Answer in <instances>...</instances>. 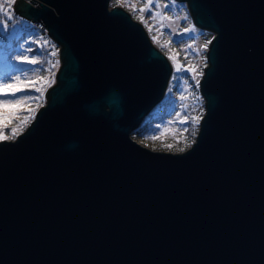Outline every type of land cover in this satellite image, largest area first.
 <instances>
[{
    "label": "water",
    "instance_id": "1",
    "mask_svg": "<svg viewBox=\"0 0 264 264\" xmlns=\"http://www.w3.org/2000/svg\"><path fill=\"white\" fill-rule=\"evenodd\" d=\"M213 32L185 151L132 136L173 64L111 0H16L60 45L35 119L0 141V264H264V0H178Z\"/></svg>",
    "mask_w": 264,
    "mask_h": 264
},
{
    "label": "trees",
    "instance_id": "2",
    "mask_svg": "<svg viewBox=\"0 0 264 264\" xmlns=\"http://www.w3.org/2000/svg\"><path fill=\"white\" fill-rule=\"evenodd\" d=\"M181 3L183 6L188 8L186 2H181ZM110 4L111 6H116V0H111ZM121 6H123L128 11H130L133 16L137 13V12H133L131 7L132 5L129 4L128 2H124ZM2 23H3V15L0 14V25H2ZM8 24H9V28L6 38H5V32L2 30V28H0V51L6 53L8 56L7 58L8 64L5 65L3 63H0V77H5L6 75L10 74L11 72H14L15 70H19V71L24 70V68H26L28 65L11 64L10 57H14V55L19 53L20 51H27L28 48H32L33 51L28 53L30 54V56H33L35 57V59H37V61L39 62V67H42L43 69L51 68V72H48L47 74L49 76L54 74V79L49 81L50 86L53 85L56 82V73L58 71L60 61L58 59L56 60L55 57L51 55V53L49 52V43L47 44L44 43L45 41L48 42V37L46 32L43 31L42 29H39L32 22L22 19L18 14H15L14 18L8 21ZM15 31L17 33L13 34V32ZM36 41H38L39 43H36ZM52 65H55V67H52ZM174 72L175 70H173V74ZM173 74L170 78L169 85L164 98L151 109V111L145 116L142 123L132 131V136L137 140H139L140 142L147 145H151L157 149L179 151L180 148H185V149L189 148L186 147L187 143H191V145L193 144L192 141L196 140V136L198 134L200 127V122H199L198 128L196 129V135L192 136L191 125L180 124V120L183 119L184 116H188L189 118H191L193 116L202 117L204 115L203 113L204 110L197 111L196 109V105L199 101L198 99L201 98L203 95L201 94L200 87L193 88V93H192V89H190V91H188L187 89L184 90V88H182L181 86V79L178 78L177 80L176 79L174 80ZM36 86L37 87L41 86L40 82H36ZM50 86L48 85L43 86L44 89L46 90H44L43 98L40 101V104H42V106L47 101L46 91ZM21 88H22V92L15 93L16 97H20L21 95H26L32 98L39 95L38 93L35 92L32 86H26V87L22 86ZM169 90H171L170 96H169ZM181 94L187 97L183 101H181L180 99ZM194 97H198V99H194ZM8 98H11V94H9ZM181 105H184V107H182ZM186 105H188L187 109H185ZM28 107L35 108L36 103L33 102ZM41 107H39V109ZM203 108H205V106H203ZM180 109L185 110L183 117L181 118L176 116V113H178L177 111H179ZM26 114L27 113L21 111L19 118L13 121L14 126L17 127L18 131L20 129V120L23 119V116ZM169 121H174V123L169 124L168 123ZM12 124H10L9 128L6 129L5 131L6 135L10 137L9 139L17 137V136L13 137L10 132V128L14 127ZM185 127L189 128L188 133L183 132V129ZM145 128H147V130L143 131ZM156 128H159L160 131H153V129ZM165 128H169L171 129V131L165 132L164 131ZM140 131H143L142 135L140 134ZM153 136H156L157 138L152 139L151 137ZM167 145H173V147L168 148L166 147Z\"/></svg>",
    "mask_w": 264,
    "mask_h": 264
},
{
    "label": "rangeland",
    "instance_id": "3",
    "mask_svg": "<svg viewBox=\"0 0 264 264\" xmlns=\"http://www.w3.org/2000/svg\"><path fill=\"white\" fill-rule=\"evenodd\" d=\"M124 2H128L131 5H135V7L139 9V8L144 7L148 3V0H124ZM157 2L160 4L161 10L164 15L173 17L172 21H167V20L164 21V23L166 25H170V27H165L163 30V34H161L158 28H154L153 31L150 33L148 31V28L143 23L144 26L146 27L151 39L153 36L158 37V42H154L153 39L152 41L156 46H159L168 57H169V53L171 54L179 53L178 62L180 65L184 67L197 66V71L202 72V75H198L196 77V79L199 80V87H200V80L208 64L207 52H208L210 44H208V47L206 49L203 48V45L206 44L209 40L212 41V38L214 35L213 32L198 27L192 19L189 8L183 6L180 1L175 0V6H171V0H157ZM165 3H168L169 7L165 8L164 7ZM152 11H156V8L154 5L152 8ZM185 14H187L188 19L187 20L180 19V17H183ZM140 15L144 16V20H146L149 25L153 24V20L151 19L150 12H145V13L137 12L134 15V18L140 21L139 19ZM159 23H160L159 17H157L156 24L158 25ZM189 26H194L195 31L184 32L183 29ZM14 33H17V32L15 31L13 32V34ZM170 40L171 42L169 43ZM161 45H165V47H161ZM189 45H191L190 49H188ZM185 49H188L189 52H195L196 54L189 55L188 59L186 60L185 59ZM17 55H28L30 58L35 59V57L30 56V54L27 51H20L14 56H17ZM7 58H8L7 54L0 51V63H3L5 65L8 64ZM171 62L173 64L172 60ZM11 64H24L28 66L24 68V70H20V71L15 70L14 72H11L5 77H0V85L18 84L20 85V87L22 86L26 87V86H31V82H41L42 79H47L50 77L47 74L48 71L36 70L37 65H32L27 62L15 60V59H11ZM39 68L43 69L42 67H39ZM59 68H60V65H59ZM173 70H175L174 64H173ZM193 75L194 74L191 72L187 74L181 72L177 75V79L178 78L181 79L182 88H184V90L187 89L188 91L192 89V93H193V88H197L195 86V80L191 78ZM189 85H191V87H189ZM198 100L199 101L196 105L197 111L204 110L203 113H205V108H203V106H205V101H204L203 96L199 98ZM28 106L29 105H26L25 107H28ZM187 107L188 105L185 106V109H187ZM177 112L180 113V116H177V113H176V116L181 118L183 117L185 110L180 109ZM12 125L14 126V123ZM5 135H6V132H5ZM148 146L156 150H164V149H157L151 145H148Z\"/></svg>",
    "mask_w": 264,
    "mask_h": 264
},
{
    "label": "snow or ice",
    "instance_id": "4",
    "mask_svg": "<svg viewBox=\"0 0 264 264\" xmlns=\"http://www.w3.org/2000/svg\"><path fill=\"white\" fill-rule=\"evenodd\" d=\"M15 3V0H7V2H0V14L3 15V23L0 25V28L5 32V38L7 36L9 24L8 21L14 18L15 12L14 9L12 8V4ZM124 3V0H116V6H121ZM153 5L156 8V11H152ZM171 6H175V0H171ZM132 10L133 12H139V13H145V12H150L151 14V19L153 20V24L149 25L146 20H144V16L140 15L139 19L142 23L145 24V26L148 28V31L151 33L154 28H158V30L163 34V30L165 27H170V25H166L164 23L165 20L167 21H172L173 17L172 16H166L163 14L161 10L160 4L157 2V0H148V3L142 7L137 9L135 5H132ZM165 8L169 7L168 3H165L164 5ZM159 17L160 23L157 25L156 24V19ZM180 19H188L187 14H185L183 17H180ZM15 27V26H13ZM184 32H191L195 31L194 26H189L187 28L183 29ZM154 42H158V37L153 36L152 37ZM171 40L169 41V43ZM36 43H39L36 41ZM45 44L48 42L45 41ZM211 43V40H209L206 44L203 45V48L206 49L208 47V44ZM19 46V45H17ZM161 47H165V45H161ZM191 48V45L188 46V49ZM188 49H185V59L187 60L189 55H194L196 54L195 52H189ZM32 48H28L27 52H32ZM198 51V50H197ZM51 55L55 56L56 52L53 51ZM178 56L179 53L176 54H171L169 53V59L173 61V64L175 66V72L173 74V79H177V75L181 72L187 74L189 72L193 73L194 75L191 77L193 80H195V86L198 88L199 87V80L196 79L198 75H202V72L197 71V66H189V67H184L179 64L178 62ZM10 59H15L19 61H24L32 65H37V69L39 71H48L51 72V68L48 69H40L39 68V62L34 59L30 58L28 55H17L14 57H10ZM58 64V61H57ZM52 67H55V65H52ZM11 79V78H10ZM18 79V78H17ZM54 79V74H52L48 79H42L40 82L39 87L36 86V82H31V86L34 88L35 92L38 93L39 95L35 97H28L25 95H21L20 97H16L15 93L17 92H22V88L18 84H5V85H0V141L8 140L10 137L8 135H5V129L9 128V125L13 123V121L17 120L20 116L21 111L27 113L26 115L23 116V119L20 120V129L18 131L17 127H11L10 132L13 137L22 135L24 129L30 124L32 120L35 119V114L38 111L39 107L42 106L40 104V101L43 98L44 94V85L50 86L49 81ZM191 87V85H189ZM171 90H169V96H170ZM9 94H11V98H8ZM187 97H185L183 94H181V101L185 100ZM194 99H198V97H194ZM33 102L36 103V107H25L26 105H31ZM184 107V105H181ZM177 116H180V113H177ZM202 119L201 116H193L189 118L188 116H184L183 119L180 120V124H190L192 127V136L196 135V129L198 128L199 122ZM169 124L174 123V121H169ZM147 130L145 128L143 131ZM143 131H140V134H143ZM153 131H160L159 128L153 129ZM165 132L171 131L169 128L164 129ZM189 128L185 127L183 129L184 133H188ZM152 139H156V136L151 137ZM186 139V138H185ZM179 142V140H178ZM195 141H192L194 143ZM191 143H187L186 147H190ZM166 147L172 148L173 145H167ZM185 148H180L179 151H185Z\"/></svg>",
    "mask_w": 264,
    "mask_h": 264
},
{
    "label": "built area",
    "instance_id": "5",
    "mask_svg": "<svg viewBox=\"0 0 264 264\" xmlns=\"http://www.w3.org/2000/svg\"><path fill=\"white\" fill-rule=\"evenodd\" d=\"M0 2H7V0H0ZM15 3H16V0H15ZM15 3L14 4H12V8L14 9V12H15V14H18L17 12H16V10H15ZM19 15V14H18ZM21 17V16H20ZM22 19H25V20H27L26 18H24V17H21ZM27 21H30V20H27ZM30 22H32V21H30ZM33 23V22H32ZM34 24V23H33ZM34 25H36L39 29H42L43 31H45L46 32V34H47V37H48V43H49V52L50 53H52L53 51H55L56 52V55L54 56L55 57V59L57 60H59V49H60V45L56 42V41H54L53 39H52V37L48 34V31L46 30V27L43 25V24H34ZM60 61V60H59Z\"/></svg>",
    "mask_w": 264,
    "mask_h": 264
},
{
    "label": "flooded vegetation",
    "instance_id": "6",
    "mask_svg": "<svg viewBox=\"0 0 264 264\" xmlns=\"http://www.w3.org/2000/svg\"><path fill=\"white\" fill-rule=\"evenodd\" d=\"M111 3V2H110ZM123 7V6H122ZM126 9V8H125Z\"/></svg>",
    "mask_w": 264,
    "mask_h": 264
}]
</instances>
